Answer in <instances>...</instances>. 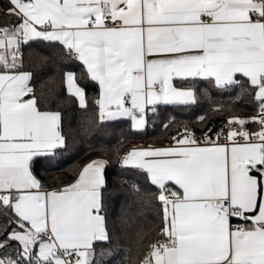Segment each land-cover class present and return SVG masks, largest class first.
Wrapping results in <instances>:
<instances>
[{
    "label": "snow or ice",
    "instance_id": "snow-or-ice-1",
    "mask_svg": "<svg viewBox=\"0 0 264 264\" xmlns=\"http://www.w3.org/2000/svg\"><path fill=\"white\" fill-rule=\"evenodd\" d=\"M0 19V264H121L133 205L137 255L145 210L162 221L128 264H264V0H2ZM34 44L80 66L63 72L79 132L49 108L56 80L32 86ZM169 108L206 130L168 115L169 144L117 155L111 181V158L72 164L83 143L109 151L88 138L112 122L143 130Z\"/></svg>",
    "mask_w": 264,
    "mask_h": 264
},
{
    "label": "trees",
    "instance_id": "trees-1",
    "mask_svg": "<svg viewBox=\"0 0 264 264\" xmlns=\"http://www.w3.org/2000/svg\"><path fill=\"white\" fill-rule=\"evenodd\" d=\"M2 2V0H0ZM4 26V22L0 19V27ZM25 70L33 73L32 86L36 89L37 93L47 94L50 89L53 88L52 81H57V87L53 96L49 97V108L51 110H59L64 117L65 128L73 127L78 132L79 124L84 110L79 107L74 98H72L66 91L63 83V72L66 70H73L77 74L81 69L78 64L69 60H62L50 47L44 44H34L32 49L25 48ZM81 86L86 90V98L89 105L95 107V100L98 97V86L88 80H80ZM226 100L227 97L225 96ZM250 109V105L244 106ZM202 114L199 110L193 112H179L173 111L169 108L168 112H162L158 118L156 125L148 124L146 129L134 130L131 127L130 121L126 119L112 122L109 125V131L104 133H93L88 138V142L92 144L94 148H99L101 145L109 149L106 153L104 151H90L88 143H83L79 146L78 152L74 153L75 159L73 165L84 164L93 158H111L109 167L107 168V175L111 181V177L116 174L118 168L117 155H121L124 151L131 146H163L170 142L171 135L176 134V130L173 129L170 132H166L161 128V124L167 118L168 115H175L179 119L190 122V126L193 128L197 135H200L202 131L206 130V126L201 125L197 119V116ZM241 115H251V111L241 112ZM227 114L223 117H215L213 124L221 122L226 119ZM54 176L60 177L67 182H71L74 179L72 172V165H66L61 171L54 173ZM140 183H144V178L140 177ZM123 197H116L115 202L117 208ZM146 222L143 227L149 235L145 236L143 244L140 246L139 255H137V246L134 243L135 238V226L139 224V217L137 215L136 206L133 205L130 212V223L132 225L129 228V236L124 240V243L120 248L115 250L114 260H119L121 264H128V261L135 258L137 260L142 259L147 254V249L143 247L149 243L151 239L159 238L153 231L154 228H158L162 221V210L159 213L146 209L144 212ZM119 227V223L117 224ZM125 249L128 251L125 252ZM127 257V259H125Z\"/></svg>",
    "mask_w": 264,
    "mask_h": 264
},
{
    "label": "built area",
    "instance_id": "built-area-1",
    "mask_svg": "<svg viewBox=\"0 0 264 264\" xmlns=\"http://www.w3.org/2000/svg\"><path fill=\"white\" fill-rule=\"evenodd\" d=\"M157 121H158V118L153 122L152 120H150L149 121V124H151V125H156L157 124ZM221 122H219V123H216V124H213V125H219ZM216 129H215V127H213V132L215 131ZM210 135L212 134V133H209ZM197 135V134H196ZM132 148H134V146H131L129 149H127L126 151H124L120 156H123L125 153H127L128 151H130ZM118 165H119V159H118Z\"/></svg>",
    "mask_w": 264,
    "mask_h": 264
},
{
    "label": "crops",
    "instance_id": "crops-1",
    "mask_svg": "<svg viewBox=\"0 0 264 264\" xmlns=\"http://www.w3.org/2000/svg\"><path fill=\"white\" fill-rule=\"evenodd\" d=\"M167 145H163V146H167ZM145 147H149V146L135 145L134 148H132L131 150H133V149H141V148H145ZM151 147H160V146H151Z\"/></svg>",
    "mask_w": 264,
    "mask_h": 264
},
{
    "label": "rangeland",
    "instance_id": "rangeland-1",
    "mask_svg": "<svg viewBox=\"0 0 264 264\" xmlns=\"http://www.w3.org/2000/svg\"><path fill=\"white\" fill-rule=\"evenodd\" d=\"M144 130V129H143ZM140 131H142V130H140Z\"/></svg>",
    "mask_w": 264,
    "mask_h": 264
}]
</instances>
